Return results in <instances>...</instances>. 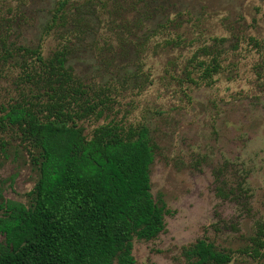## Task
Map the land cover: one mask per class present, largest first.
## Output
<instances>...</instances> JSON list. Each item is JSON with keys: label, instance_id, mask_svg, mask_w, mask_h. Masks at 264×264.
Instances as JSON below:
<instances>
[{"label": "trees", "instance_id": "1", "mask_svg": "<svg viewBox=\"0 0 264 264\" xmlns=\"http://www.w3.org/2000/svg\"><path fill=\"white\" fill-rule=\"evenodd\" d=\"M54 4L35 46L11 40L13 18L0 21V67L17 71L15 96L0 104V167L11 157L35 174L24 202L6 200L0 187V264H137L133 240L156 239L167 213L163 199L151 194L149 131L111 120L88 137L80 123L107 119L122 93L140 94L152 85L144 62L150 44L193 42L178 31L181 13L173 16L170 0ZM105 27L111 36L102 35ZM50 36L55 48L45 56L41 41ZM212 42L192 52L182 78H174L179 84L214 83L225 38ZM83 57L94 65L81 69ZM245 253L264 257V223ZM181 255L185 264L232 261L230 252L204 239Z\"/></svg>", "mask_w": 264, "mask_h": 264}, {"label": "rangeland", "instance_id": "2", "mask_svg": "<svg viewBox=\"0 0 264 264\" xmlns=\"http://www.w3.org/2000/svg\"><path fill=\"white\" fill-rule=\"evenodd\" d=\"M56 0H0V21L13 18L14 40L35 46ZM191 47L149 45L145 69L153 83L127 91L107 119L80 123L89 137L111 120L145 125L154 145L151 194L166 205L165 229L151 241L133 240L137 264H185L182 248L204 239L231 254L230 264H264L245 253L264 223V0H170ZM111 36L107 27L101 31ZM225 38L222 68L211 86L179 84L192 52ZM253 38L259 43L254 47ZM161 42V38L157 40ZM43 54L55 48L41 41ZM235 46V47H234ZM155 47V48H154ZM81 69L94 65L86 57ZM15 70L0 67V104L15 96ZM35 174L20 159L0 167L6 200L24 202ZM2 237L0 236V242Z\"/></svg>", "mask_w": 264, "mask_h": 264}]
</instances>
